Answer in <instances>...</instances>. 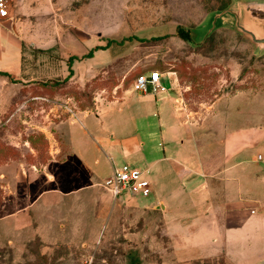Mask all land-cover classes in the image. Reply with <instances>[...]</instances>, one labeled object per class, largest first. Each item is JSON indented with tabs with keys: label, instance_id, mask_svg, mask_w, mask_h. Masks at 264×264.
<instances>
[{
	"label": "rangeland",
	"instance_id": "374dc122",
	"mask_svg": "<svg viewBox=\"0 0 264 264\" xmlns=\"http://www.w3.org/2000/svg\"><path fill=\"white\" fill-rule=\"evenodd\" d=\"M227 4L229 0L72 2L69 12L81 10L83 19L93 16L97 38H104L110 50L92 52L88 44L74 43L71 55L77 57H48L50 67L60 66L58 75L42 87L23 88L12 81L6 90L8 100L0 104V264L169 262V240L157 208L142 205L152 196L111 203L103 187L109 152L102 142L114 140L113 117L143 106L135 78L160 66L176 72L182 110L192 114L189 120L202 133L221 126L211 120L217 114L229 119V129L252 123L264 130V56H255L252 46L229 30L215 32L200 47L191 34L208 13ZM106 12L112 13L109 30ZM69 24L66 33H72ZM179 28L190 41L178 36ZM110 30L119 32L105 36ZM165 35L157 41L139 40ZM44 62L40 55L30 59L33 78L40 79ZM157 119L143 123L156 124ZM243 158L238 173L264 169V144ZM135 166L148 167L143 162ZM249 209L256 210V218L264 213L263 208ZM262 231L263 220L259 227L248 226L241 239L264 245Z\"/></svg>",
	"mask_w": 264,
	"mask_h": 264
},
{
	"label": "crops",
	"instance_id": "0c3cea01",
	"mask_svg": "<svg viewBox=\"0 0 264 264\" xmlns=\"http://www.w3.org/2000/svg\"><path fill=\"white\" fill-rule=\"evenodd\" d=\"M72 2L19 0L12 17L0 22V104L8 100L6 90L12 81L31 89L42 87L58 75L60 65L50 67L48 57H77L71 55L74 51L70 47L74 43L79 47L88 44L92 52L97 47L110 50L108 44H103L104 38H97L93 16L83 19L81 10L76 14L69 12ZM68 23H71L68 27L73 26L72 33L64 32ZM106 23L109 30L108 25H113L112 13L106 12ZM116 32L119 31L110 30L104 35L116 37ZM37 55L42 62L46 60L39 69L40 79L31 76L35 69L30 59ZM61 62L63 75L65 63ZM151 70L163 74L162 85L168 91L158 95L139 93L143 106L131 114L122 110L121 115H114L110 129L114 140L102 142L109 152L107 177L114 167L122 164L148 165L145 171H148L152 198L142 205L147 209L157 208L163 223L170 245L169 262L163 264H264V245H251L249 237L241 239L248 226L256 228L264 221V213L256 218V210L249 209L264 210V169L256 173L237 171L243 156L264 144V130L256 129L252 123L229 129V119L222 120L217 114L211 120L219 121L221 126L211 134L202 133L189 120L192 114L188 110L184 114V100L176 92V82L165 76L170 71L160 66L144 72ZM34 80L37 84L33 85ZM152 117L158 118L156 124L143 123ZM140 121L142 125H138ZM144 138L149 144L147 151ZM257 159L263 157L257 154ZM219 185L223 191L221 203L217 201ZM106 191L113 205L126 200H115ZM261 235L264 239L263 231Z\"/></svg>",
	"mask_w": 264,
	"mask_h": 264
},
{
	"label": "water",
	"instance_id": "95a60500",
	"mask_svg": "<svg viewBox=\"0 0 264 264\" xmlns=\"http://www.w3.org/2000/svg\"><path fill=\"white\" fill-rule=\"evenodd\" d=\"M222 29L251 45L255 56H264V0H229L226 7L208 13L191 32L196 35L194 44L200 47Z\"/></svg>",
	"mask_w": 264,
	"mask_h": 264
},
{
	"label": "built area",
	"instance_id": "2783aa9c",
	"mask_svg": "<svg viewBox=\"0 0 264 264\" xmlns=\"http://www.w3.org/2000/svg\"><path fill=\"white\" fill-rule=\"evenodd\" d=\"M18 1L0 0V22L12 17ZM165 76L171 82H177L175 72H166ZM162 78L163 74L158 70L141 73L135 78L134 90L141 94L158 95L166 93L168 89L162 85ZM147 175L148 171L130 164H122L113 168L112 174L103 181V187L111 193L115 200L149 198L152 189Z\"/></svg>",
	"mask_w": 264,
	"mask_h": 264
},
{
	"label": "trees",
	"instance_id": "16d2710c",
	"mask_svg": "<svg viewBox=\"0 0 264 264\" xmlns=\"http://www.w3.org/2000/svg\"><path fill=\"white\" fill-rule=\"evenodd\" d=\"M178 36L184 40V41H190V37H189V34L186 33L183 29L179 28L178 29ZM166 37H168V35H165V36H159V37H153L151 38L150 40H147V39H139L140 41L142 42H147V41H157V40H162V39H165ZM99 49H102L101 47H97L95 50H99ZM175 72V71H174ZM2 74H5V73H2Z\"/></svg>",
	"mask_w": 264,
	"mask_h": 264
}]
</instances>
